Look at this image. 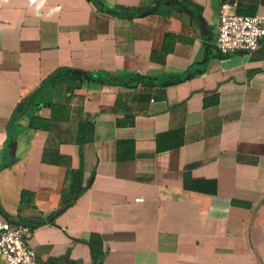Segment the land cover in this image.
<instances>
[{
	"label": "crops",
	"instance_id": "0c3cea01",
	"mask_svg": "<svg viewBox=\"0 0 264 264\" xmlns=\"http://www.w3.org/2000/svg\"><path fill=\"white\" fill-rule=\"evenodd\" d=\"M184 1L128 19L90 0H0V162L14 109L57 69L152 80L46 88L12 128L17 160L0 171L11 217L0 210V226L45 222L30 240L37 264H92L90 242L103 264H264V39L252 53L221 55L227 0ZM229 1L239 14H264V0ZM35 115L51 128H28ZM57 156L83 166L86 189L51 224L71 183ZM208 181L214 193L186 188Z\"/></svg>",
	"mask_w": 264,
	"mask_h": 264
},
{
	"label": "trees",
	"instance_id": "16d2710c",
	"mask_svg": "<svg viewBox=\"0 0 264 264\" xmlns=\"http://www.w3.org/2000/svg\"><path fill=\"white\" fill-rule=\"evenodd\" d=\"M92 1L96 7L103 12L116 15L118 17H124L128 19H134L138 17H144L146 15H149L147 12V9L152 8L151 7H140V8H116L113 9L109 6H101L98 2V0H90ZM168 0H160V3L162 4L163 8H172L174 10H180L181 8H187V3L182 0L181 3L177 4H169L164 5L165 2ZM115 11H119V14H116ZM158 13V12H157ZM72 69L69 68H59L56 71H54L52 74H50L41 84V86L33 91L31 94L23 98L16 108L13 111V114L11 116V119L8 124V132L9 134V140L8 144L15 140L16 137L11 134V130L13 127L21 125V122L25 119V116L30 113L32 109L38 110L41 105L38 103V98L41 94V92L46 88H54L59 84H68L67 91L73 90V84L75 83H90L95 82L102 85H110V86H129L132 84H151L152 80L148 79L147 77L141 75V74H132L128 76H116L110 79H104L102 77H96L92 75L91 73H88L89 77H83L74 74ZM28 128L32 130H49L51 128V122L48 119L42 118L40 116H31L28 122ZM89 131H87V134ZM86 138L82 139L80 142V150L81 146L85 143ZM10 149L7 147L6 151L4 152L3 158L0 162V171L3 169L9 168L12 165L15 164L17 158L11 157L9 155ZM82 157H83V152ZM54 162L64 165L65 167H68V180L70 179L71 183L66 186L64 189V195L60 204V208L51 214L48 217V222L51 224H55L56 217L73 206L76 201L78 200L79 196L83 193V191L86 189V187L83 186V178H84V168L83 166L79 170H73L71 169V161L68 157L63 156H57L53 160ZM186 188L191 190H197V191H203V192H215V183L208 181V182H198L193 184H186ZM29 192L24 191L22 193V204L26 202L27 196L29 195ZM0 210L4 214L6 218H10L11 216L4 211V209L1 206L0 203ZM20 223H26L25 221H19ZM45 222H37L35 223L32 228L38 227ZM90 246L92 248V254H93V263L92 264H103L104 258L106 253L102 251V249L97 248L93 242H90Z\"/></svg>",
	"mask_w": 264,
	"mask_h": 264
},
{
	"label": "built area",
	"instance_id": "2783aa9c",
	"mask_svg": "<svg viewBox=\"0 0 264 264\" xmlns=\"http://www.w3.org/2000/svg\"><path fill=\"white\" fill-rule=\"evenodd\" d=\"M237 1H224L219 11V30L215 47L221 55L259 49L264 39V14L242 15ZM33 228L25 223L8 222L0 226V258L5 264H37L30 246Z\"/></svg>",
	"mask_w": 264,
	"mask_h": 264
},
{
	"label": "water",
	"instance_id": "95a60500",
	"mask_svg": "<svg viewBox=\"0 0 264 264\" xmlns=\"http://www.w3.org/2000/svg\"><path fill=\"white\" fill-rule=\"evenodd\" d=\"M99 4L101 6H107V4L102 1V0H98ZM180 3L178 2V0H168L167 2L164 3V5H169V4H177ZM162 7V4L160 2H157L152 8L147 9L148 14H152L157 12L160 8ZM116 14H119V11H115ZM200 22H201V28L204 31V34L207 35L208 34V29L206 27V22L204 20V18H202L201 16H198ZM240 52H245V51H240ZM72 71L74 74L79 75V76H83V77H89L88 73L82 70H70ZM17 141L13 140L8 144V148L10 149L9 155L11 157H16V151H17Z\"/></svg>",
	"mask_w": 264,
	"mask_h": 264
}]
</instances>
